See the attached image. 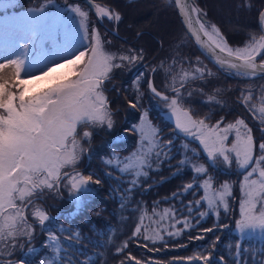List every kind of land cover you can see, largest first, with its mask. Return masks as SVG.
Masks as SVG:
<instances>
[{"label": "snow or ice", "instance_id": "snow-or-ice-1", "mask_svg": "<svg viewBox=\"0 0 264 264\" xmlns=\"http://www.w3.org/2000/svg\"><path fill=\"white\" fill-rule=\"evenodd\" d=\"M171 2L182 18L186 35L194 39L202 55L211 57L222 70L238 77H264V9L258 10L259 34L250 31L242 46L233 47L221 29L207 20V12L195 0ZM11 6L10 0L7 4L0 0V10ZM247 6L251 7V4ZM46 7L45 4L35 10L29 9L27 21L42 23ZM92 7L101 21L107 18L119 22L122 18L118 11L108 6L97 3ZM33 11L37 15H32ZM69 11L78 17L80 39L86 43H79L73 51L61 50L65 55L58 60L49 59L39 74H35L33 67L26 63L27 43L20 46L22 50L15 59L0 63V256L5 253L11 256L17 247H24L25 240L31 244L35 229L33 223L29 222V215L41 227L52 219L36 203V200L43 199L46 190L59 192L63 185L69 187L72 193H81L89 191L92 184L101 183L99 178L93 179L95 173L83 175L77 166L88 152L85 144L91 145L94 130L110 131L113 128L106 82L112 79L114 69L125 67V62L131 64L143 59L142 50L112 51L108 47L111 41L105 40L95 26H90L89 11L82 10L79 5L70 6ZM10 19L24 22V18L16 16ZM175 67L173 60V64L164 69L170 76L164 90H158L151 80L147 83L150 92L165 105L170 119L174 120L176 139L183 136L186 140L182 145L185 155L179 161L178 169L190 166L194 175L192 181L183 186V192L191 191L195 197L202 190L199 198H194L185 207L189 214L204 209L198 211L201 219L210 214L218 218L220 210L227 214L233 207L232 201H235L238 206V218L234 221L236 231L241 236L246 232L259 231L264 237V136L257 140L252 127L243 118L226 121L221 117L211 122L210 116H198L190 107H185L186 97L181 89L191 81L204 80L213 73L203 65L200 57H196L194 64L189 61L188 68L183 62L174 71ZM138 83L136 102L129 101L131 108L140 105L142 94L139 93ZM191 95L189 91L188 96ZM239 99L253 120L258 121L259 131L264 132V88L258 97L248 90L246 94L241 92ZM207 100L220 103L214 95L208 96ZM132 131L139 133L136 150L123 157L113 151L110 157L102 158L106 168L127 177L129 187L125 191L128 193L140 184L141 178L146 179L150 171L159 170L165 160H171L170 153L175 143L174 139L165 140L160 135V130L149 119L147 109L142 110L140 124L134 126ZM193 141L198 142L199 150L189 147ZM188 152H191L190 156ZM201 158L206 159L207 164L197 162ZM218 162L228 166V170L235 165L237 175L242 177L237 182L238 196L234 195L233 182L223 181L218 186L214 185L215 178L209 174V167L215 168ZM114 178L119 179L120 176ZM179 194L174 192L173 197ZM76 199L79 200V197ZM145 219L150 223L145 224ZM169 219L174 221L172 228L181 223L183 228L169 230L162 223ZM199 222L197 220V224ZM190 227L192 225L188 219L178 218L174 209L166 208L161 213L153 207L151 216L144 210L131 235L116 247V252L123 253L130 241L141 236L144 241L153 244L157 241L166 244L163 233L178 237ZM218 227L224 226L217 222L202 231L210 233ZM204 238V235L189 237L196 240ZM65 239L72 243L79 242L81 237L75 233ZM219 241L220 237L216 236L210 247L214 250ZM44 247L51 250L54 258L42 259L40 264H73L71 260H63V241L55 232H48ZM234 247L236 254L233 261L240 264L241 244L236 242ZM28 251L35 249L29 247ZM133 261L134 264H147L131 254L120 264H132ZM179 261L186 264H225L223 256L214 259L212 252L182 257ZM8 264L13 262L9 260ZM19 264H23V261ZM76 264H95V261L88 256L76 261ZM155 264L161 262L156 261ZM170 264H177V260L174 258Z\"/></svg>", "mask_w": 264, "mask_h": 264}, {"label": "trees", "instance_id": "trees-1", "mask_svg": "<svg viewBox=\"0 0 264 264\" xmlns=\"http://www.w3.org/2000/svg\"><path fill=\"white\" fill-rule=\"evenodd\" d=\"M64 1L78 3L89 11L90 26H95L105 40L111 41L108 47L112 51L142 50L143 59L131 64L125 62V67L114 69L113 81L110 80L109 83L113 82L116 89L109 90L111 93L109 92L108 96L110 108L118 110L113 113V128L110 131L94 130L91 145L85 144V147H89L88 152L77 166L78 168L84 165L80 172L83 175L95 173L93 179L99 178L101 183L92 184L90 190L79 197V200L75 194L68 196L62 187L59 192L46 190L43 199L36 200V203L52 219L41 227L38 221L29 215V222L33 223L35 229L31 244L25 240L23 248L17 247L11 256L5 253L3 257L14 259L13 261L18 264L20 261H23V264H40L42 259H53L51 250L44 247L47 234L51 231L59 235L63 241L65 249L61 253L63 260L65 262L71 260L73 264L88 256L92 257L95 264H120L129 254L147 264H155L156 261L170 264L174 258L177 264H186L180 262L179 258L196 254L208 255L209 252L213 253L214 259L223 256L225 264H235L233 256L236 254L234 247L236 242L241 244L240 264H261L264 261V240L240 238L233 230L237 214L235 201H232L233 207L227 214L220 210L218 218H213L210 214L201 219L198 211L204 209L194 210L189 214L185 206L194 198H199L200 191L195 197L191 191L183 192V186L192 181L193 175L186 168L176 170L178 144L184 138L181 136L176 139L174 123L167 122L160 116L159 112L164 111L165 107L148 93L146 82L150 75L158 90H164L165 85L170 82V76L164 69L172 65L173 60L176 62L175 71L180 62L188 68L189 61L194 64L196 57H200L203 65H206L213 75L206 76L204 80L191 81L181 89L186 97L184 106L190 107L198 116H210L211 122L221 117L226 121L243 118L252 127L255 138L259 140L264 136V132L259 131L260 126L253 120L251 113L245 109L239 98L241 92L247 93L249 87H252L250 90L255 96L256 89L264 86V77L237 78L210 64L186 36L169 0H92L95 4L108 6L121 14L119 22L103 19L102 24L97 22L86 4L74 0ZM38 2L39 0H15L11 10L19 11L36 6ZM195 2L207 12V20L221 29L230 46H241L250 31L259 34L256 19L258 10L264 6V0H195ZM248 3L251 7L247 6ZM110 30L114 31V34ZM153 68L156 69L155 72L152 71ZM137 81L139 93L142 94L140 105L131 108L129 101L136 102ZM259 83L262 86H257ZM189 91L192 92L190 97ZM210 95H214L220 103L208 102L207 98ZM203 99L205 100L202 101ZM143 109L148 110L149 119L160 130V135L165 140L174 139L175 143L170 153L171 160H165L159 166V170L150 171L149 176L146 179L141 178L140 184L128 193L125 191L129 187L127 177L106 168L102 158L110 157L113 151L123 157L137 149L139 134L132 129L140 122ZM126 129L129 131L126 132ZM118 135L122 136L118 138ZM200 161L207 164L204 158ZM219 164L223 163L218 162L215 168L209 167V172L215 181L219 177L229 178L228 181L235 185L234 195L238 196V175L235 165L233 164L231 172L223 167L218 168ZM106 172L113 174L105 175ZM115 176L120 178L116 179ZM174 192L180 194L173 197ZM153 207L157 211L163 208L176 210L177 217H189L192 227L185 229L178 237H169L163 233L166 244L162 241L153 244L151 241H144L142 236L138 237L129 242L123 253L117 254L116 247L131 235L139 222L141 212L147 210L150 216ZM197 220L200 221L198 224ZM217 222L224 227H218L210 233L202 231L204 228L213 227ZM176 228L183 227L176 225ZM75 233L80 234L81 240L69 243L65 237ZM197 235H204L205 238L189 239L190 236ZM216 236L220 237V241L213 250L210 245ZM145 244L147 247H144ZM29 247L35 251L29 252ZM152 248L160 250L150 251Z\"/></svg>", "mask_w": 264, "mask_h": 264}, {"label": "rangeland", "instance_id": "rangeland-1", "mask_svg": "<svg viewBox=\"0 0 264 264\" xmlns=\"http://www.w3.org/2000/svg\"><path fill=\"white\" fill-rule=\"evenodd\" d=\"M125 1H130V0H125ZM3 2L7 4L9 0H3ZM10 2L12 5L15 4V0H10ZM45 4L47 5V7L45 8V11L43 13V17H44L43 22L38 23V24H33L31 22H28L27 21V17L29 15L28 10L29 9L35 10ZM77 5H79L82 8V10L86 11V9L82 7V5L80 4L68 3L64 0H51V2H49V0H39L36 6H30V7H27L19 11H12L11 10L12 6L5 7L3 10H0V63H4L7 59H15L17 53L20 50H22L20 46L27 43L29 45V50H28V59L26 60V63L33 67L35 74H39L40 70L45 67L49 59L58 60L60 59L61 56L65 55V52L61 50L66 49L68 51H73L74 48L79 43H86V42L81 41L80 39L81 34L79 30L78 17H76L73 13L69 11L70 6H77ZM32 15H37V13L33 11ZM13 16L24 18V22H18V21H14L10 19ZM104 19L107 20V18H104ZM233 47H236V46H233ZM230 75L233 77H237V78H244V77H238L234 75L233 73L232 74L230 73ZM22 78H24L23 74H22ZM111 81H113V77ZM257 86H262V85L259 83ZM254 87H256L255 84H254ZM249 88L251 89L252 87H249ZM106 89H108V91H106V95L109 96V94L111 93V91L109 90L116 89V88L113 87V82L109 83V81H107ZM261 89H256L257 90L255 92L256 97L260 95ZM204 100L205 99H203L202 101ZM111 110H112V113L118 112V110L116 111V109L114 108H112ZM173 123H174V120H173ZM256 123L258 124V121H256ZM139 124L140 122L137 125ZM120 136L118 135V138H120ZM185 142L186 140L183 139L178 144V159H177L176 170L178 169L179 161L185 155L184 149L182 148V145ZM138 143H139V139H138ZM138 143H137V146H138ZM189 147L191 149L199 150L198 142L196 141L191 142ZM86 148H89V147L86 146ZM188 155L190 156L191 152H188ZM197 162L202 163V161L200 160ZM218 166H219L218 168L223 167L228 170V166L224 164H219ZM82 167H84V165L79 166L77 170L80 171ZM183 168L188 169L189 172H191V174L194 175V172L190 166H183L179 168L178 170L183 169ZM233 168H234V165H232L231 172L233 171L232 170ZM209 174L212 175L210 172ZM241 178L242 177L238 176V181ZM228 179L229 178L219 177L217 181L214 180V185L218 186L219 183L223 181H228ZM61 187L68 194V196L69 194L71 195L75 194L76 197H82L85 193V192L72 193L70 192L69 187H63V185ZM237 190H238V183H237ZM201 194H202V190H200V195ZM238 195H239V192H238ZM164 209L166 208H163L159 211L156 210V211L162 213ZM236 209H237L236 210L237 214H236L235 219L238 218V206H236ZM221 210L222 212H224L223 209ZM211 215L213 216V218H216L214 214H211ZM178 218H180L181 220H183L184 218H187L189 221V217L187 216L178 217ZM155 219H158V217H155ZM149 223L150 221L146 219L145 224H149ZM162 223L165 226H167L169 230L171 231L177 230L176 226L175 228L171 227V224L174 223V221L170 219L165 220ZM176 225L183 227L182 223L176 224ZM152 227H155V225H152ZM233 230L240 238L250 237L253 239H257V240H264V237L260 235L259 231L255 233L246 232L243 236H241V234L236 231L235 224L233 225ZM9 260H11L13 264H18L17 262L13 261L14 259H5L3 256H0V264H8ZM261 264H264V261H262Z\"/></svg>", "mask_w": 264, "mask_h": 264}, {"label": "water", "instance_id": "water-1", "mask_svg": "<svg viewBox=\"0 0 264 264\" xmlns=\"http://www.w3.org/2000/svg\"><path fill=\"white\" fill-rule=\"evenodd\" d=\"M74 1H79V2H82V3L86 4L87 7L89 8V10L91 11V13L93 14V16L97 19V21H98L99 23H101V20H100V19L96 16V14H95V9H94V7H92L93 5H95V3H94L92 0H90V2H86V0H74ZM170 2H171V0H170ZM171 4L173 5V7H174V9H175L177 19H178V21H179V23H180V25H181L183 31H184L185 34H186L185 26H184V24L182 23V18H181V16L178 14V11H177L175 5H174L172 2H171ZM261 9H264V6H263ZM257 16H258V15H257ZM256 22H257V19H256ZM257 26H258V29H259V25H258V23H257ZM187 37L191 40V42H192V44L194 45V47L196 48V50L201 54V56H202L203 58H205V59H206L210 64H212L215 68H217V69H219V70H222V69H221V68H220V67L214 62V60H213L211 57H208V56H206V55H202V50L199 48L198 45L195 44L193 38H191L189 35H187ZM258 59H259V58H258ZM258 62H259V60H258ZM249 78H250V77H249ZM149 80H151V77H150V76L147 78V82H148ZM147 82H146V88H147V91H148V93H149L150 95L153 96V94L150 92V90H149V88H148V83H147ZM153 97H154V96H153ZM157 99H158V98H157ZM160 116H161L164 120H166V121H171V120H172V119H170V116H169L168 113L160 112Z\"/></svg>", "mask_w": 264, "mask_h": 264}, {"label": "flooded vegetation", "instance_id": "flooded-vegetation-1", "mask_svg": "<svg viewBox=\"0 0 264 264\" xmlns=\"http://www.w3.org/2000/svg\"><path fill=\"white\" fill-rule=\"evenodd\" d=\"M107 29V28H106ZM162 105H164L163 103H162ZM164 107H165V105H164ZM164 111H168V109L165 107V110Z\"/></svg>", "mask_w": 264, "mask_h": 264}]
</instances>
